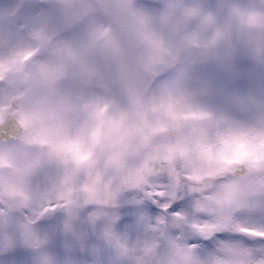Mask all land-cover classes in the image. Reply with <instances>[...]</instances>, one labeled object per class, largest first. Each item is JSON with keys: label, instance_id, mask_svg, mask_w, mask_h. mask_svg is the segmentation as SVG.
<instances>
[{"label": "clouds", "instance_id": "obj_1", "mask_svg": "<svg viewBox=\"0 0 264 264\" xmlns=\"http://www.w3.org/2000/svg\"><path fill=\"white\" fill-rule=\"evenodd\" d=\"M0 264H264V0H0Z\"/></svg>", "mask_w": 264, "mask_h": 264}]
</instances>
